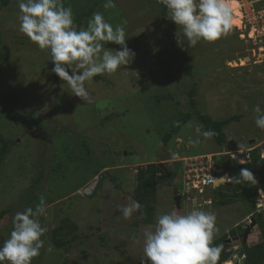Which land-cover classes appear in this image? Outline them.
I'll return each instance as SVG.
<instances>
[{"label":"rangeland","instance_id":"1","mask_svg":"<svg viewBox=\"0 0 264 264\" xmlns=\"http://www.w3.org/2000/svg\"><path fill=\"white\" fill-rule=\"evenodd\" d=\"M3 1L0 0V137L9 144V150L0 165V212H10L0 220V245L10 235L14 215L27 207L35 209L41 201L46 211L39 220L47 232L42 237L41 254L32 264H142L146 260L144 227L173 208L214 212L218 231L213 243L246 225L252 213H262L264 218V209L253 210L241 199L228 205L210 204L220 186L194 193L191 202L182 197L179 204L174 200L173 187L168 186L172 181L174 187L180 188L186 171L201 167L202 158L190 161V157L209 155L210 161L217 160L218 170L223 171L233 159L226 155L228 152H237L239 158H235L242 162L241 151L255 144L251 148L259 147L258 143L264 148V130L256 126L254 111L257 105L264 110V37L255 31L259 27L254 14L263 9L258 0H238L241 28L233 25L227 35L214 42L202 40L195 47H189L182 35L179 42V26L163 15L164 5L158 0H114L115 7L107 10L102 0L96 12L113 26L125 27L127 46L136 56L115 73L102 74L88 83L94 97L91 104H84L71 94L66 82L56 78L50 52L41 50L20 32L19 0H8L6 5ZM95 1L66 0L65 5L76 16ZM92 15L77 28H86ZM105 47L119 50L122 46L105 43ZM194 82L197 109L202 113L215 120L240 116L225 126L224 147L212 137L202 136L206 130L189 103ZM10 93L21 101L10 98ZM188 113L193 116L164 145L163 136ZM215 153H223V161ZM160 158L167 173L158 177L151 222L146 223L145 214L138 211L125 220L120 208L134 200L138 170L134 164L147 165ZM97 177L99 186L87 196L91 192L85 190ZM221 191L226 193L225 189ZM182 194L187 195L186 191ZM66 218L78 226L68 251L57 249L50 239L52 229ZM256 227L247 242L260 241ZM228 244L236 257L242 247L240 241Z\"/></svg>","mask_w":264,"mask_h":264},{"label":"clouds","instance_id":"2","mask_svg":"<svg viewBox=\"0 0 264 264\" xmlns=\"http://www.w3.org/2000/svg\"><path fill=\"white\" fill-rule=\"evenodd\" d=\"M158 2L167 9V17L179 26V31L176 34L179 42L181 43L182 35L186 38L189 47H195L202 40L214 42L221 36L227 35L233 27V5L230 0H158ZM18 7L20 32L37 44L41 50L50 52L54 65L52 72L66 82L71 89V94L79 97L84 104L94 102V97L87 86L94 77L105 73L113 74L122 66L130 64L136 56V53L127 46L125 27L122 25L113 26L100 12L93 13L86 28L78 29L74 22L72 8L65 7L62 0H19ZM103 7L105 10L115 7L114 0H105ZM109 42L122 47L119 50L106 48L105 43ZM254 111L257 114L255 116L256 126L264 130V110L257 105ZM196 132L198 135L201 134L199 128L196 129ZM215 135L213 130L202 132L205 139ZM195 142L199 143V140ZM252 142L250 143L252 144ZM258 144L259 147L254 150L250 149L257 144L240 152L243 157L242 162H239L238 159L240 165L249 163L254 160V157L264 160L261 158L264 148L261 149L262 143ZM232 153L237 152L230 151L226 155L232 156ZM220 154L223 153H215V156L220 157ZM235 155L239 158L237 154ZM235 157L232 156L236 160ZM220 158V162L223 161V157ZM157 163L160 165L162 162L158 161ZM134 166L138 169L146 165ZM164 170L167 173L165 168ZM228 173L219 174L216 166L215 182L207 185L205 190L215 189L230 181ZM226 175L229 179L216 183ZM239 177L241 181L255 179L248 169H242ZM97 178L96 181H92L88 185L89 187L96 183L95 187L91 189V193L100 183L99 177ZM184 180H186V176ZM184 182L180 188L174 187L173 184V188H170L173 190L177 188L180 197H188L189 202H191L194 193L200 194L205 191L199 192L192 189V191L190 190L191 194L189 192L182 196L185 193L182 194V191H186L187 187ZM210 185L213 188H210ZM263 196L264 192L260 191L257 209H264ZM205 202L206 200L203 203ZM198 204L200 206L201 202ZM140 208V202L133 200L122 206L120 212L122 217L128 220ZM45 211L44 202L41 201L35 209L27 207L14 215L10 235L0 245V262L32 264L33 259L41 254V249L44 247L42 237L47 232V228L41 224L39 217ZM254 215L255 213L250 214L249 221L246 220V225H243L244 231L245 226L251 223L250 218L255 217ZM216 219L214 212L201 209L183 212L173 208L169 212L158 215L154 224H149L143 229V253L146 260L142 261V264H147V262L150 264H218L223 246L213 244L218 231ZM238 236L240 237L238 241L241 238L243 241V234ZM234 237L228 238L226 242H236L233 240ZM48 251L51 249L49 248ZM233 256L230 260L232 263L235 258Z\"/></svg>","mask_w":264,"mask_h":264},{"label":"trees","instance_id":"3","mask_svg":"<svg viewBox=\"0 0 264 264\" xmlns=\"http://www.w3.org/2000/svg\"><path fill=\"white\" fill-rule=\"evenodd\" d=\"M98 1V2H97ZM156 1V0H152ZM9 1L4 0L3 5H6ZM65 7H68L66 0H62ZM99 3H102V0H96L92 3L90 8H85L86 11L84 12L82 9L76 16H74L75 25L82 26L85 23V19L89 18L93 13L96 12V6H99ZM264 5V3H262ZM101 7V6H100ZM2 6H0L1 11ZM99 9V8H98ZM97 9V10H98ZM167 9L164 6L163 15L167 16ZM240 45H243V41L238 39ZM110 46L111 42L107 43ZM114 45V43H112ZM239 45V44H238ZM239 50L241 51V46ZM7 56L5 55L3 59L5 60ZM191 65V64H189ZM100 75L96 76L97 79H100ZM56 78L59 77L56 75ZM197 83L194 82L192 87L189 90V103L190 106L193 107L195 110L194 115L198 122L203 126L205 130H213L216 135L212 138L215 142L220 146L224 147L227 144V138L224 132V128L226 125L231 123L232 121L239 119V115L232 116L228 119L223 120H215L211 116L202 113L200 110L197 109ZM10 98L18 99L14 94L9 95ZM0 100H3L2 95H0ZM193 115L188 113L185 114L183 117L177 120L174 128L166 133L163 136V144L166 145L174 135L178 134L181 127L192 117ZM0 143L2 146L0 147V165L2 164L3 160L5 159L9 144L0 137ZM163 160L160 158L158 161ZM242 169H248L252 172L255 179H249L247 181H241L239 175ZM219 168V174L230 172V181L224 183L220 186V188L215 191V196L213 198L212 205L223 204L228 205L232 203L236 199H241L250 204L253 210L257 209V201L260 196V191L264 192V160H260L259 157H254V160L250 161L247 164L239 165L238 160H231V164L226 167V169ZM165 173L163 167H161L157 162H150L145 167H139L136 173V187L133 190V197L135 201L140 202L141 208L138 212H142L145 214V221L146 223H150L155 211V204H156V195H157V184H158V177L160 174ZM99 186V184H98ZM97 189V188H96ZM96 189L94 191H96ZM226 190V193H223L221 190ZM220 190V191H219ZM93 191V192H94ZM91 193V195L93 194ZM33 200H30L32 202ZM10 212V209H6L0 212V220L5 218V216ZM251 213V212H249ZM255 218L257 221L258 229L260 230L259 236L260 241L258 243H243L241 238V245L245 249V264H264V218L262 213H255ZM239 227V226H238ZM78 226L76 223L72 222L71 219L66 218L61 221L59 225H56L52 231L50 232L51 235V243L57 249H65L68 251V246H73L72 241L76 239L77 235L74 234ZM244 233V228L239 227L238 229H233L229 232V235H224L217 239L213 244L214 245H222L223 250L221 252L220 260L218 264H225L227 261H230L233 256V251L228 249L227 246L229 245L226 240L229 236L234 237L238 236L239 233ZM72 235V237H71ZM119 247V245H117ZM122 254V253H121ZM229 264H232L229 263ZM239 264V263H236Z\"/></svg>","mask_w":264,"mask_h":264},{"label":"built area","instance_id":"4","mask_svg":"<svg viewBox=\"0 0 264 264\" xmlns=\"http://www.w3.org/2000/svg\"><path fill=\"white\" fill-rule=\"evenodd\" d=\"M258 3L260 4L261 7H263L262 9L263 11L261 9H257L258 11L260 10V12L254 13L257 16L258 27H259V29L255 28V31L258 32V34L262 38L264 37V5H261V3H264V0H258ZM252 20H254L253 16H252ZM255 148H251L250 150H254ZM235 154L236 153H232V156L235 157L236 156ZM199 158H202L204 160L201 162L202 163L201 167H197V168L192 167L191 169L186 171L187 172L186 180H185L186 182H184V185L187 186L186 193H189L190 190L192 189L198 190L199 192H203L207 185L215 182V179H216L214 175V171L216 170L215 162L214 161L211 162L209 156L192 157L189 160L197 161ZM261 158H264L263 151L261 152ZM92 188H93V185H90L89 189H86L85 191L91 192Z\"/></svg>","mask_w":264,"mask_h":264},{"label":"water","instance_id":"5","mask_svg":"<svg viewBox=\"0 0 264 264\" xmlns=\"http://www.w3.org/2000/svg\"><path fill=\"white\" fill-rule=\"evenodd\" d=\"M160 165L163 166V163H161ZM225 178L229 179V177L226 175L223 178L217 180L216 183H220V182L226 180ZM168 185H169V187H172V183H169ZM210 188H213V186L210 185ZM174 194H175V201L179 204L181 197L178 194L177 188H174ZM250 220H251V223L249 225L245 226V231L243 233V243H246L247 238H248L249 234L251 233V230L257 226V222H256L255 217L252 216L250 218ZM239 239H240L239 236L233 238L234 241H238ZM237 262H239V264H245V249L244 248H242L239 251V253L237 254V256L233 259V264H235Z\"/></svg>","mask_w":264,"mask_h":264},{"label":"bare ground","instance_id":"6","mask_svg":"<svg viewBox=\"0 0 264 264\" xmlns=\"http://www.w3.org/2000/svg\"><path fill=\"white\" fill-rule=\"evenodd\" d=\"M233 5L234 20L233 25H237L239 28L242 26V12L240 11V5L238 0L231 2ZM264 198V196H263ZM264 203V202H263Z\"/></svg>","mask_w":264,"mask_h":264},{"label":"flooded vegetation","instance_id":"7","mask_svg":"<svg viewBox=\"0 0 264 264\" xmlns=\"http://www.w3.org/2000/svg\"><path fill=\"white\" fill-rule=\"evenodd\" d=\"M242 227H243V225H242ZM243 234V232L242 233H239V235H242Z\"/></svg>","mask_w":264,"mask_h":264},{"label":"crops","instance_id":"8","mask_svg":"<svg viewBox=\"0 0 264 264\" xmlns=\"http://www.w3.org/2000/svg\"><path fill=\"white\" fill-rule=\"evenodd\" d=\"M148 164V163H147ZM134 165H136V164H134ZM118 166V165H117ZM117 166H115V167H117Z\"/></svg>","mask_w":264,"mask_h":264}]
</instances>
